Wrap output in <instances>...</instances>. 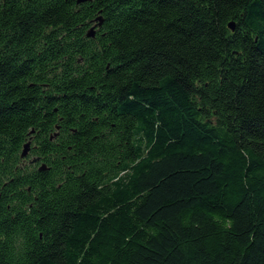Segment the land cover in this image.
Wrapping results in <instances>:
<instances>
[{"label":"trees","instance_id":"trees-1","mask_svg":"<svg viewBox=\"0 0 264 264\" xmlns=\"http://www.w3.org/2000/svg\"><path fill=\"white\" fill-rule=\"evenodd\" d=\"M0 264H264V0H0Z\"/></svg>","mask_w":264,"mask_h":264},{"label":"water","instance_id":"water-1","mask_svg":"<svg viewBox=\"0 0 264 264\" xmlns=\"http://www.w3.org/2000/svg\"><path fill=\"white\" fill-rule=\"evenodd\" d=\"M90 1H91V0H78V4H84V3H86V2H90ZM102 24H103V19H102V17H98L97 20H96V23H95V24L89 29V31H88V33H87V37H88V38H95V36H96V29H97L98 27H101ZM229 27H230V29H231L232 31H234V30H235V23H234V22H231V23L229 24ZM80 61H81V60H80ZM57 130H59V127H57ZM34 132H35V131L33 130V131H32V134H34ZM57 135H58V132H56V134H55L51 139L53 140V138H54V137H57ZM30 150H31V140L28 141V142L25 144L21 157H22L23 159L27 158V157L29 156V154H30ZM38 161H39L38 158L31 159V160H30V164H35V163H37ZM45 170H47L46 165H42V166L40 167V171H45Z\"/></svg>","mask_w":264,"mask_h":264},{"label":"flooded vegetation","instance_id":"flooded-vegetation-1","mask_svg":"<svg viewBox=\"0 0 264 264\" xmlns=\"http://www.w3.org/2000/svg\"><path fill=\"white\" fill-rule=\"evenodd\" d=\"M29 163H30V161H29Z\"/></svg>","mask_w":264,"mask_h":264}]
</instances>
